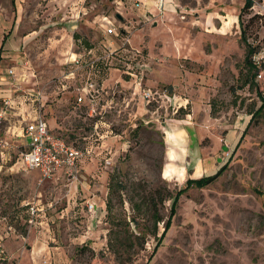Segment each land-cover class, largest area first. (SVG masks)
<instances>
[{
    "label": "rangeland",
    "instance_id": "374dc122",
    "mask_svg": "<svg viewBox=\"0 0 264 264\" xmlns=\"http://www.w3.org/2000/svg\"><path fill=\"white\" fill-rule=\"evenodd\" d=\"M163 2L151 16L133 0H0V140L9 142L0 147V264H264V109L254 114L264 99V26L247 30L260 62L251 77L244 0ZM251 15L264 16V0ZM88 83L93 117L88 98L75 105ZM37 115L54 136L88 148L77 181L39 183L37 169L21 167L22 131ZM112 176L124 188L112 195L110 220ZM202 176L213 178L180 196L152 254L147 192H171L166 218L175 192ZM110 232L131 236L121 243L133 249L116 255Z\"/></svg>",
    "mask_w": 264,
    "mask_h": 264
},
{
    "label": "built area",
    "instance_id": "2783aa9c",
    "mask_svg": "<svg viewBox=\"0 0 264 264\" xmlns=\"http://www.w3.org/2000/svg\"><path fill=\"white\" fill-rule=\"evenodd\" d=\"M148 0H133V7L135 9L142 8ZM255 1V0H254ZM162 0H159V11L161 10ZM108 34L113 33V29L107 30ZM252 62L258 68L260 62L256 61V55L252 57ZM9 73H12L9 71ZM84 96L77 97L76 104L81 106L85 98L90 100V108L88 115L93 117L96 113L94 109L93 92H97L93 83L86 84ZM144 98H149L150 93L147 91L143 95ZM1 118V114H0ZM22 136L25 139V149L20 155V164L24 170H38V182H44L47 179L65 177L71 182L78 180L79 166L78 163L82 158L88 155L87 147H78L68 144L65 140L58 136H54L48 127L46 120L37 115L30 119L22 131ZM9 146L7 140H0V147L5 148ZM90 211L95 209L92 202L87 204ZM31 208V214L34 213Z\"/></svg>",
    "mask_w": 264,
    "mask_h": 264
},
{
    "label": "trees",
    "instance_id": "16d2710c",
    "mask_svg": "<svg viewBox=\"0 0 264 264\" xmlns=\"http://www.w3.org/2000/svg\"><path fill=\"white\" fill-rule=\"evenodd\" d=\"M14 1L12 0V4L14 5ZM255 4L254 0H244L243 7L241 9V14L239 16V26H240V42L244 45L245 48V56H244V64L245 67L247 68V73L251 75V77L255 76V72H257V67L256 65L252 62V57L257 54L258 52V46H253L252 44L248 43L247 41V30L253 29L254 32L258 31L262 26H264V16L262 15H251V10ZM243 16H249L247 21H243L242 17ZM75 39H79L78 36L74 35ZM89 48L90 46L87 45ZM1 50V46H0ZM245 84H249L247 81H245ZM264 109V99L262 98L260 100V106L258 109L254 112V114H258ZM212 114H216L215 110L212 108ZM211 176H202L198 179H187L185 182L184 187L179 188L175 194L173 195L171 199V204L169 208V213L164 218V216L160 212V206L163 205L164 201L169 199L172 195L171 192L165 187V188H155L153 190H150L147 192L145 198L147 199V202L149 203L150 206V218L153 221V229L151 230V234L156 238V244L153 247L152 254L155 252L159 244L161 243L167 229L170 227L172 218L175 215L176 212V207L178 204V200L180 196L191 187H202L203 185L206 184V180L209 179ZM122 188H124L119 181H114L113 176L110 179V182L108 184V198L106 200V216L107 219L112 220L111 214H112V195L118 191H120ZM120 202H122V198L119 196ZM130 203L132 205V208L137 210L139 207L136 202L133 201V199H130ZM132 221H135V218L133 217L131 219ZM159 222L163 223V230L161 233L158 235L157 231V224ZM110 232V236L108 238V246L109 248L116 253V255L120 256L123 254L124 251H130L132 248L131 243L126 244V242L121 243V240L124 241H130L131 236H124L121 237L119 234L114 233V237H112ZM136 239H141L143 241L140 242V245L144 246V234L138 233L133 236ZM130 256V255H127Z\"/></svg>",
    "mask_w": 264,
    "mask_h": 264
},
{
    "label": "crops",
    "instance_id": "0c3cea01",
    "mask_svg": "<svg viewBox=\"0 0 264 264\" xmlns=\"http://www.w3.org/2000/svg\"><path fill=\"white\" fill-rule=\"evenodd\" d=\"M162 3H163V5L161 7H164L165 5H164L163 0H162ZM194 3L197 6V3L196 2H194ZM158 6H159V0H157V1L148 0L141 9H146L149 12V14H151V16H157L161 12V10L159 11ZM179 6H182L183 7V10L185 12H189V11L185 10V7H188L187 5L177 4L176 5V8L179 7ZM193 8H194V6L189 7L190 10H194ZM184 11H181V12H184ZM191 129H192V127L190 128V130H187V131H189V133H191L192 137L194 138V142H196V144H198V141H197L198 139L196 137L197 136V132L195 130L193 131ZM193 132L195 134H193ZM47 180H50V179H47ZM47 180H45V181H47Z\"/></svg>",
    "mask_w": 264,
    "mask_h": 264
},
{
    "label": "water",
    "instance_id": "95a60500",
    "mask_svg": "<svg viewBox=\"0 0 264 264\" xmlns=\"http://www.w3.org/2000/svg\"><path fill=\"white\" fill-rule=\"evenodd\" d=\"M212 178H213V177H210L209 179H207V180H206V183H207L208 181H210Z\"/></svg>",
    "mask_w": 264,
    "mask_h": 264
}]
</instances>
